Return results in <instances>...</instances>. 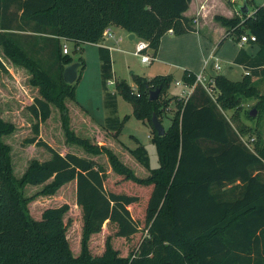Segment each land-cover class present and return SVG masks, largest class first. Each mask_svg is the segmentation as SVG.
<instances>
[{"label": "trees", "instance_id": "16d2710c", "mask_svg": "<svg viewBox=\"0 0 264 264\" xmlns=\"http://www.w3.org/2000/svg\"><path fill=\"white\" fill-rule=\"evenodd\" d=\"M247 8L251 0H244ZM191 0H0V70L6 62L27 73V84L36 93L27 110L36 120L31 138H19L22 127L2 117L0 108V264H264V141L257 130H239L224 111H243L245 100L256 101L253 109L264 113V93L256 84L264 80V7L226 18L215 15L239 39L254 35L258 51L246 56L245 75L233 81L223 75L213 78L215 98L195 83V74L184 71L181 81L193 89L186 98H167L173 76L150 79L132 74L134 89L124 79L114 80L116 94L132 107L131 116L147 123L156 147L159 167L150 169L142 145L126 148L129 156L145 170L138 177L111 149L91 136H80L70 124L67 102H75L76 82L84 68L82 57L77 80L64 81L65 66L74 62L62 53V42L96 44L106 27L116 26L137 39L146 40L153 55L161 38L171 31L181 35L194 30V18L184 12ZM80 49V48H79ZM103 87L112 78L109 50L98 48ZM238 60V58H237ZM159 90L156 101L151 92ZM115 96L106 94V105L115 108ZM174 114L159 137L151 124L155 114L162 124L167 108ZM82 125L89 131L93 118L81 106ZM110 108V109H111ZM59 114L61 132L68 147L82 150L61 154L40 138V125L53 113ZM76 112V111H75ZM72 115V112H71ZM167 116V115H166ZM84 117L88 123H84ZM249 111L246 118L249 120ZM128 116L115 125L107 119L101 127L117 139ZM114 122V123H113ZM23 124V123H22ZM112 128H118L116 131ZM254 139L248 148L240 137ZM11 137L9 143L3 138ZM27 148L42 147L45 160L16 156L24 171L14 176L13 143ZM105 156L113 174L140 187H149L144 216L145 236L136 249L122 255L109 235L99 255L90 252L92 236L105 224L114 227L113 236L131 239L140 231L128 208L138 197L109 192L108 172L97 161ZM23 160H22V159ZM74 184L75 205L82 227L80 250L74 255L67 237L68 204L46 208L34 219L30 204L41 197H54L66 185ZM37 188L33 194L28 189Z\"/></svg>", "mask_w": 264, "mask_h": 264}, {"label": "rangeland", "instance_id": "374dc122", "mask_svg": "<svg viewBox=\"0 0 264 264\" xmlns=\"http://www.w3.org/2000/svg\"><path fill=\"white\" fill-rule=\"evenodd\" d=\"M213 1H215L216 4H218V2L223 3L225 7L231 10L232 16L226 17L224 15L218 14L219 11L216 10L215 12H212L210 14L208 19H204L205 23H209L212 21L213 23H215V25L222 26L218 21L214 19L215 15H221L226 18L242 16V13L240 12L238 6L243 4V0H210V4ZM263 1L264 0L251 1L252 6L249 5V9H254L255 6H258L259 3ZM196 2L197 0H193L192 8H194V5L197 4ZM219 8H221L220 12L225 13V9H222L221 4ZM200 9L201 14L199 16L195 15L193 19L195 25L198 23H203L201 18L203 17L202 13L204 11L203 5H200ZM222 27L225 28L224 26ZM204 31L207 32L208 30L204 28ZM67 45L69 49L68 55L72 57L74 62L78 58L82 57L85 63L84 68L79 74V79L76 82L75 102H67V107L72 112V115L70 112V124H72V130L80 136L93 137L94 142L99 141L100 145L111 144V149L118 155V157L125 163V165L130 167L138 177H145L147 173H145V170L129 156L126 148L134 149L137 147V145H142L147 152L150 169H157L159 167L158 156L156 147L152 142L151 128L147 125V123L138 121L131 116V105L125 102L120 96L116 94L114 83L109 84V80H112L114 82V77L116 75L117 79H124L134 89L132 74H137L148 78H152L156 75H164L165 73H162L163 68L162 66H160L161 64L157 62H154L153 64L142 63L140 61V57L133 54L134 48L132 49L131 46H122L120 48H122L123 50L111 52L110 68L112 78L107 80L105 83V87H103L101 81V66L97 46L93 45L92 43H84L81 44L78 49H76L72 42H67ZM147 52L152 55L151 50H148ZM6 65L10 69H13L14 75H11L9 71L3 72L0 70V89L3 92V94H0V108H2L5 103L8 104V108L12 111H10V113L8 114H5L4 118L7 117V120L14 122L20 127L24 125L23 132H21L20 134V136L22 137L19 138H31L33 136V133L31 132V125L34 124L36 120L27 110V107L29 106L28 104L32 103V101L30 100L35 97L36 93L33 91L32 87L28 86L27 84L28 75L25 70L18 69L17 71L16 67L12 66L9 62H6ZM172 76L173 81L170 83V87L166 93V97H187L186 94L188 93V90H183L182 84H175V80L181 79L180 71L175 69ZM1 80H4V82H1ZM256 84L260 93L263 94L264 80H257ZM208 92L213 98H215L218 94V91L214 89V86H209ZM106 94H110L112 96L116 95L115 108L112 109L110 107V109L108 108L109 105H106ZM255 103L256 101L253 99L245 100L242 104L243 111L237 113L235 117L233 116L234 112L232 111H224V115L238 133L239 130H257L261 133L262 140L264 141V113L260 114L256 109L252 108ZM77 105L84 107V110L87 111L88 116L93 118V121L97 123L95 125L93 122H91V125H89L91 131H89L84 125H82L81 119L83 118V115L81 111L75 108ZM252 110H256V115L253 118L249 117L250 119L248 120L246 118V113L248 111L250 113ZM173 114L174 107L173 104H170L167 108L165 119L162 123V126L164 128L168 127L170 123L169 120L172 118ZM125 116H128V119L124 124L122 130L118 134L117 139H114L110 135H106L104 133L101 127L105 124V121L107 119H111L115 122L113 123L116 125L117 121L122 122ZM84 119L86 120L88 118L84 117ZM112 129L117 130L118 128ZM39 131L40 138L62 155L67 152H73L77 155L84 154L81 149L74 146L68 147L65 144V138L63 133L61 132L59 114L57 110L53 109L52 117L48 121H46V123L40 125ZM242 138L246 140L248 138V135L242 136ZM10 139L11 137L3 138L5 143H9ZM20 140L22 139H19L15 143L12 142L14 145L13 167L14 176L16 178H19L24 171L21 163L19 161H16V156H18L17 154L19 153L21 147L27 148V146L23 143L19 145ZM21 151V157L25 160L30 159L31 157H35L36 159L41 161L49 157L48 153L42 147L33 148L30 146L29 148ZM14 154L16 156H14ZM97 161L105 168L106 172H108V179L105 183V188L107 191L138 197V202L131 205L128 210L132 218L138 222L140 231L131 239L124 240L115 238L113 236L114 227L105 224L99 234L91 237L89 244L90 252L92 255L101 254L103 251L104 240L107 236L110 235L112 237L113 247L119 250L122 255H125L130 251L136 249L141 239L145 236L144 216L147 200L150 194V188L140 187L132 182L124 181L122 177H118L117 175L113 174L104 155L97 157ZM36 191L37 188H31L28 189L27 192L30 195ZM63 204H68L70 209L64 220L65 223L68 219L69 221H71L68 227L67 237L73 254L78 255V252L80 250L82 220L80 210L75 205L74 184L64 186L54 197L39 198L37 202H33V204H30L29 211L33 218L37 220L40 219V214L44 209L59 207Z\"/></svg>", "mask_w": 264, "mask_h": 264}, {"label": "crops", "instance_id": "0c3cea01", "mask_svg": "<svg viewBox=\"0 0 264 264\" xmlns=\"http://www.w3.org/2000/svg\"><path fill=\"white\" fill-rule=\"evenodd\" d=\"M196 3L197 4L194 5V8H192L193 0H191L188 9L184 12V15L191 18H194L195 15L199 16L202 9H200V5H203L204 11L202 13L203 17H201L203 23H198L196 25L194 24V30L181 35L166 33L161 38L156 54L153 55L154 59L150 64H153L154 62L161 64L160 66L163 68L162 73H165L164 75H173L175 69L179 70L180 78L184 71H189L194 74L202 72L205 74L207 79L212 80L213 77L218 74L223 75L233 81L241 80L245 75L244 62L247 59L246 56H254L259 49L258 46L251 41H240V39L235 34H233L232 30H227L222 26L215 25V23L212 21L209 23L204 22V19H208L210 14L216 10L219 11L218 14L231 17V10L225 7L223 3L218 2V5L215 1H213L210 4V0H197ZM220 4L222 9H225V13L220 12ZM242 5L238 6L239 10ZM250 6L252 5L250 4ZM258 6L264 7V1L259 3ZM249 8H247L248 13L251 14L254 10ZM110 28L113 33L112 38L102 39L100 42L92 44L97 46V48H107L109 50L110 57L112 51L123 50L120 48L122 46H131L132 49L135 47L134 42L137 40L136 36L134 38H130V33L126 32L120 27L111 26ZM204 28H206L208 31L205 32ZM205 60L208 61L206 65ZM215 63L219 64V69L214 67ZM6 68L11 75H14L13 69H10L7 65ZM16 69L18 71L19 68ZM145 78L150 79L148 77ZM114 80H117L116 75ZM175 81H181V79ZM1 82H4V80H1ZM182 86L183 90L187 89V87L183 84ZM187 90L188 93L186 95L188 97L192 90ZM0 94H3L1 89ZM30 101H32V99ZM8 107L9 105L6 103L2 107V117L12 111ZM82 108L85 109L84 107ZM83 122L86 124L88 123V120L83 119Z\"/></svg>", "mask_w": 264, "mask_h": 264}, {"label": "built area", "instance_id": "2783aa9c", "mask_svg": "<svg viewBox=\"0 0 264 264\" xmlns=\"http://www.w3.org/2000/svg\"><path fill=\"white\" fill-rule=\"evenodd\" d=\"M168 33H171V31H169ZM113 37V33L111 31V28L110 27H106L102 33V39H109V38H112ZM240 41L242 42H246V41H255V36L254 35H242L240 37ZM62 53L63 54H69V49H68V45H67V41H63L62 42ZM148 50H151L150 47H149V44L146 40H143V39H138L136 40V43H135V47H134V51H133V54L134 55H137L140 57V61L142 63H145V64H149L152 62V60L154 59L153 57V54H149L147 51ZM152 51V50H151ZM146 58V59H145ZM208 63L207 60H205V65ZM214 67L216 69H219L220 66L218 63H215L214 64ZM114 82L112 80H109V84H113ZM199 83L201 84L204 89L208 92V87L209 86H214V83H213V80L212 79H207V77L205 76L204 73H198V74H195V83ZM175 84L176 85H179V84H183L182 81H175ZM184 85V84H183ZM186 86V85H184ZM187 89L189 90H192L193 89V86L191 87H188L186 86ZM209 93V92H208ZM211 96V95H210ZM240 140L242 141V143L244 145H246L248 148H251L252 147V143L254 141V139H249L247 138L246 140L243 139L242 137H240Z\"/></svg>", "mask_w": 264, "mask_h": 264}, {"label": "water", "instance_id": "95a60500", "mask_svg": "<svg viewBox=\"0 0 264 264\" xmlns=\"http://www.w3.org/2000/svg\"><path fill=\"white\" fill-rule=\"evenodd\" d=\"M240 10L242 14L248 13V9H247L245 1L243 2V5L240 7ZM134 37L135 35L133 33H130V38H134ZM79 66H80V63L75 61L64 67L62 76L65 82L73 83L77 80ZM158 96H159V90H155L154 92H151L149 96V101H156L158 99ZM255 115H256V110H252L249 113V116L251 118L255 117ZM151 124H152L153 129L156 131L159 137L164 135V132H165L164 127L159 122L155 114L152 115Z\"/></svg>", "mask_w": 264, "mask_h": 264}, {"label": "clouds", "instance_id": "9594fccd", "mask_svg": "<svg viewBox=\"0 0 264 264\" xmlns=\"http://www.w3.org/2000/svg\"><path fill=\"white\" fill-rule=\"evenodd\" d=\"M146 59V58H145Z\"/></svg>", "mask_w": 264, "mask_h": 264}]
</instances>
